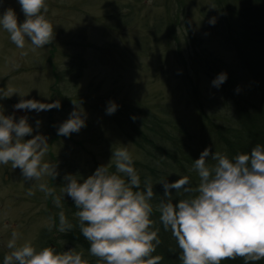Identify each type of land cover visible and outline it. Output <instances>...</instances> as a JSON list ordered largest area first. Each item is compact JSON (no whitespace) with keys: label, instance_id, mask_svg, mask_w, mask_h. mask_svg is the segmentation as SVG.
Wrapping results in <instances>:
<instances>
[{"label":"rangeland","instance_id":"1","mask_svg":"<svg viewBox=\"0 0 264 264\" xmlns=\"http://www.w3.org/2000/svg\"><path fill=\"white\" fill-rule=\"evenodd\" d=\"M46 3L55 38L45 48L33 51L26 42L24 50L17 49L8 34L0 31V97H10L0 100V106L5 115H26L34 128L35 121H41L38 131L48 137L43 161L57 164L59 175L33 182L25 180L11 163L0 165V261L10 252L6 244L13 230L19 234L17 244L31 241L39 249L50 243L58 252L73 248L59 240L57 231L58 213L67 214L73 203L61 191L64 175L79 173L86 178L99 165H114L111 150L123 145L133 159L141 158L133 142L118 129L120 117L95 109L98 100H113L121 108L120 101L127 108L129 103L137 105L166 120L176 117L178 124L192 129L198 124L199 113L211 118L213 113L229 112L221 98L223 86H211L217 74L233 72L247 83L250 80L225 32L232 20L238 24L237 18L233 19L241 8L237 0H223L227 16L216 15L211 0ZM7 7L16 11L18 21L24 19L16 0H3L0 11ZM211 18L216 20L214 26L208 23ZM221 18L227 23L222 24ZM209 67L216 70L211 78L206 74ZM185 68L187 77L183 78ZM14 91L41 102L60 100L63 105L64 99L71 107L38 114L14 110L13 105L21 99L12 96ZM79 101L87 113L86 127L69 137L58 136L56 126L68 118L66 113L73 105L79 109ZM41 182L62 198L61 208L55 206L52 196L46 198L37 189L35 185ZM71 215H66L68 221Z\"/></svg>","mask_w":264,"mask_h":264},{"label":"clouds","instance_id":"2","mask_svg":"<svg viewBox=\"0 0 264 264\" xmlns=\"http://www.w3.org/2000/svg\"><path fill=\"white\" fill-rule=\"evenodd\" d=\"M16 3L24 19L18 21L12 7L4 8L0 11V31L8 34L17 49L24 50L26 42L33 51L45 48L55 38L53 24L46 16V0ZM208 23L214 26L215 18ZM22 55L27 52L22 51ZM227 79L228 74L220 72L211 86L219 89ZM235 91L239 93L240 88ZM14 94L21 98L13 105L14 110L38 114L61 108L60 100L41 102L22 98L19 92ZM4 98L10 97L0 100ZM73 106L68 118L56 126L58 136L69 137L86 127L87 113L82 102L79 109ZM118 108L115 101L109 100L105 114L113 115ZM4 111L0 106V165L11 163L25 180L40 181L44 176L55 179L59 175L57 164L43 161L48 137L38 131L41 121L36 120L34 128L26 115L16 118L14 113L5 115ZM131 119L135 121L136 117ZM110 160L114 162V172H109L107 165H99L86 178L79 173L63 177L61 191L77 209L74 215L81 235L89 243L88 253L98 258V264H160L162 257L152 255L160 240L150 219L154 196L151 181L146 180L140 190V176L127 145L111 150ZM192 169L198 184L193 188L188 176L173 182L161 181L163 198L157 206L160 223L171 231L180 249L181 264H221L235 257L244 258V264H255L264 259V145L255 144L231 158L205 146L193 160ZM35 186L46 198L52 196L57 208L62 207V198L53 195V188L44 182ZM181 190L189 195L173 203L172 193ZM58 219V232L73 228L62 210ZM18 236L13 230L6 244L10 252L0 264H89L83 250L58 252L50 246L37 249L31 241L17 244Z\"/></svg>","mask_w":264,"mask_h":264},{"label":"trees","instance_id":"3","mask_svg":"<svg viewBox=\"0 0 264 264\" xmlns=\"http://www.w3.org/2000/svg\"><path fill=\"white\" fill-rule=\"evenodd\" d=\"M237 1L241 8L236 11L237 15H233V19L237 18L238 24L232 20L227 24L225 32L250 80L247 83L237 73L232 72L225 85H221V98L224 99L223 105L226 103L229 107L228 114L213 113L209 118L199 113L198 124L192 126V129L185 127V124H178L176 117L175 120H166L155 114L151 115L145 108L137 105L129 103L130 108H127L121 101L122 108L119 106L112 115L121 118L116 120L118 129L141 153L140 160L133 159L140 176V190H143L145 181L149 179L153 186L154 196L150 201L153 211L150 219L154 222L153 229H158L160 244L152 255L162 257L160 264H181L178 258L181 252L176 240L159 220L157 206L163 198L160 182H173L182 176H188L190 185L194 188L198 184V176L192 169V163L205 146H210L213 151L224 152L231 158L237 153L249 151L255 144L264 145V0H250L249 3L248 0ZM211 2L216 15L227 16L223 0ZM221 21L223 24L226 20L221 18ZM215 72L216 70L209 67L206 74L211 78ZM184 77H187V72ZM241 81L244 82L243 85ZM237 87L240 88L239 93L235 91ZM65 102V107L70 105ZM106 103L105 100H98L95 109L105 113ZM87 104L92 106L89 102ZM132 116L136 117L135 121L131 119ZM208 162L213 163L210 159ZM108 169L109 172L115 171L112 164ZM187 195L189 194L182 190L174 191L171 198L175 203ZM76 211L73 203L67 214L64 211L65 216L72 214L69 222L73 228L65 233L59 232L62 237L59 240L79 251L83 250L89 264H98V258L88 253L89 243L80 233L78 218L74 215ZM45 246L55 248L50 243ZM221 264H244V258L225 259ZM255 264H264V259L256 261Z\"/></svg>","mask_w":264,"mask_h":264}]
</instances>
